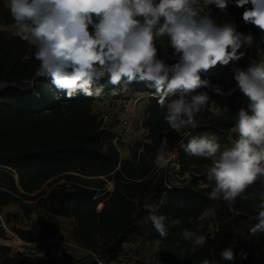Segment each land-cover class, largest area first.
Listing matches in <instances>:
<instances>
[{
    "label": "trees",
    "instance_id": "16d2710c",
    "mask_svg": "<svg viewBox=\"0 0 264 264\" xmlns=\"http://www.w3.org/2000/svg\"><path fill=\"white\" fill-rule=\"evenodd\" d=\"M243 11L230 3L225 12L233 17L238 32L253 36V50H264V33L245 24ZM0 26H14L6 0H0ZM161 43L166 41H157L160 57L173 63L169 59L172 50ZM34 52L32 45L17 35L6 36L0 29V213L5 207L18 205L30 215V201H36L49 217L72 219L74 242L98 255L104 264L121 263L126 244L142 236L158 243L161 264H200L204 259L211 264H264V233L250 234L258 222L259 203L252 194L264 191V186L261 182L250 186L248 199H213L210 193L214 182L206 176L210 161L189 156L181 147L191 135H215L222 148L231 146L237 138L233 130L236 113L245 96L237 87V72L230 64L217 65L202 76L224 93L234 91L219 95L211 88L200 89L207 91L211 100L196 115L199 126L195 130H172L164 120L166 108L159 106L153 90L143 82L129 85L128 90L150 97L142 121L147 135L134 144L122 142L129 152L124 157L113 142L115 133L106 129L93 112L95 103L119 99L122 92L102 98L79 94L66 100L50 79L37 76L39 61ZM99 84L104 85L106 93L113 87L106 78ZM217 106L228 110L217 117L213 115ZM159 149L165 156L177 150L181 171L188 177L170 185L168 169L157 170L154 165ZM149 203L157 205L158 214L167 217L166 238L160 237L152 224L137 223L139 215L148 213L144 205ZM48 219L39 216L30 228L13 226L12 231L23 241L35 243L51 229ZM200 224L203 228L197 234L206 236V243L197 247L184 240L181 232H196ZM1 225L0 220V230ZM3 235L0 232V238ZM228 247L235 254L232 262L220 256ZM259 255L263 259L258 260ZM0 264L81 261L60 248L51 250L47 246L42 255H36L13 253L0 243Z\"/></svg>",
    "mask_w": 264,
    "mask_h": 264
},
{
    "label": "clouds",
    "instance_id": "9594fccd",
    "mask_svg": "<svg viewBox=\"0 0 264 264\" xmlns=\"http://www.w3.org/2000/svg\"><path fill=\"white\" fill-rule=\"evenodd\" d=\"M232 3L243 8L242 20L264 33V0H6L14 21L15 34L35 48L39 61L37 76L48 78L52 87L71 100L82 94L88 98L117 96L134 82H143L166 108L164 120L179 133L197 129L196 115L211 100V88L224 93L202 76L217 65L227 66L243 58V46H251L252 35L238 32L234 23L217 25L209 6L225 12ZM91 29V30H90ZM157 41L170 48L168 63L159 55ZM103 78L113 87L105 92ZM247 106L236 113V139L222 148L215 135H191L181 147L189 156L210 161L207 180L214 182L210 197L233 202L248 199L247 189L257 182L264 186V59L251 60L246 71L235 75ZM170 97H174L169 99ZM227 108L217 106L220 117ZM162 149L157 150V170L168 165ZM166 195V194H164ZM258 199L257 223L250 234L264 233V191ZM148 219L160 237L168 236L167 217L158 206L145 204ZM184 229L181 236L202 247L206 236ZM232 262L231 247L220 253ZM200 264H211L204 259Z\"/></svg>",
    "mask_w": 264,
    "mask_h": 264
},
{
    "label": "rangeland",
    "instance_id": "374dc122",
    "mask_svg": "<svg viewBox=\"0 0 264 264\" xmlns=\"http://www.w3.org/2000/svg\"><path fill=\"white\" fill-rule=\"evenodd\" d=\"M209 15L211 18L216 22L217 25H223L225 23H234L235 21L233 17H231L226 12H222L218 8H216L214 5L209 6ZM236 26V25H235ZM0 29L4 32L6 36H15V27H3L0 26ZM236 29L237 26H236ZM248 35V34H245ZM240 51L244 52L245 55L242 59L236 62H230L229 64L233 67V70L235 72L238 71H246L248 67L250 66V61H260L264 59V50L259 48L257 51L253 50L250 46H243ZM142 94L135 93L131 90H127L126 92L121 93V97L119 99L111 98L112 100H116L115 102L110 101L111 103H107L109 99L104 101L103 104H101V108L104 111H109L110 108L116 106L118 100L124 99V98H136L140 97ZM142 100L139 103L138 111L139 116L143 120V105ZM247 98L244 97L242 100V107L247 106ZM111 104L113 106H111ZM111 112H116L115 109H111ZM116 117L118 115L116 114ZM117 123L119 124V121L117 120ZM120 127H118L117 131ZM136 127H134V132L129 135L128 139L124 142L125 144H134L137 141H141L144 139L145 135L141 133V131L135 130ZM127 149L124 148L122 152V156L126 157L128 155ZM30 204H32L33 208L30 213V215H26L23 211H21L18 208V205H11L8 207H5L3 210V213H0V220L2 222V229L0 232H3V237L0 238V243L5 244L8 242V240H11L13 238L14 232L12 231V227H21L28 229L32 226V224L37 220L39 216H43L45 218H49L48 222L52 224V227L50 230L46 232V235L42 238H39L36 242V247L33 248L37 252L38 255H42L45 251V244H43L45 241L50 240L51 237L55 238L56 236H59L60 240L66 241L69 244V249L71 252L76 256L77 259L81 261V264H97L87 249L83 248L81 245L74 242V227L75 223L72 219H64L56 216L49 217L44 209L40 206H37L36 201H30ZM148 213H144L138 216V224H145L150 225L152 224L151 221L148 219ZM207 216H210V213L207 214ZM3 230V231H2ZM54 230L57 231V233H54ZM55 234V235H54ZM28 253H34V251L27 250ZM263 259L262 256H258V260ZM120 262L121 263H113V264H161L159 262V251H158V243L154 239H146L145 236L135 238L133 237L125 246V251L120 256Z\"/></svg>",
    "mask_w": 264,
    "mask_h": 264
},
{
    "label": "built area",
    "instance_id": "2783aa9c",
    "mask_svg": "<svg viewBox=\"0 0 264 264\" xmlns=\"http://www.w3.org/2000/svg\"><path fill=\"white\" fill-rule=\"evenodd\" d=\"M149 97L150 95L145 94L133 99L124 98L118 100V102H116L117 107L114 106L110 108L109 111H104L101 108V104H103L104 102H98L93 105V112L96 115H99L103 126L106 129H109L115 133V138L113 142L118 148V150L121 152V154L124 150L121 143L125 142L128 139L129 135L134 132V127H136L135 130L139 129V131H141L143 135H147V131L142 127L143 120H141L142 118L139 116V111L137 107L139 106V103L142 100L148 99ZM110 101L115 102L116 100H112L110 98L107 103H111ZM111 106L113 105L111 104ZM111 109H115L116 112H111ZM116 114L118 115V117H116ZM117 120L119 121V124L117 123ZM118 127L120 128L117 131ZM166 158L168 159L169 163L165 168L168 169V172L172 177L170 185H174L175 181H181L188 177L187 175H184L181 171L179 153L177 150L167 152ZM111 187L112 185L110 184V189ZM43 244H45L46 247L49 246L51 250H53L54 248H60L61 251H65L68 254H73L69 249V244L66 241L60 239H50L45 241ZM4 245L10 248L13 253H28L27 250H29V252L34 251V253L38 255L37 252L33 250V248L36 247V242H25L16 234L13 235V238L11 240H8V242H6ZM88 252L97 264H104V262L100 259L98 255L89 250Z\"/></svg>",
    "mask_w": 264,
    "mask_h": 264
},
{
    "label": "crops",
    "instance_id": "0c3cea01",
    "mask_svg": "<svg viewBox=\"0 0 264 264\" xmlns=\"http://www.w3.org/2000/svg\"><path fill=\"white\" fill-rule=\"evenodd\" d=\"M142 105H143V110H142V112H143V118H144V116H145V109H146V105H147V99H145L143 102H142Z\"/></svg>",
    "mask_w": 264,
    "mask_h": 264
}]
</instances>
